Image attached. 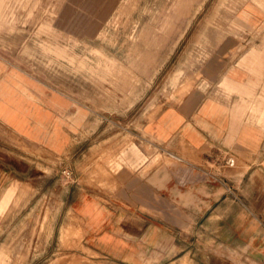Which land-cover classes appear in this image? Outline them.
<instances>
[{"label":"rangeland","instance_id":"obj_1","mask_svg":"<svg viewBox=\"0 0 264 264\" xmlns=\"http://www.w3.org/2000/svg\"><path fill=\"white\" fill-rule=\"evenodd\" d=\"M251 1L264 12V0H0V60L35 91L64 102L72 147L34 159L27 178L0 179V263L264 264L250 244H222L199 227L138 226L146 237L141 249L98 253L76 211L81 189L111 194L123 170L144 175L178 163L142 126L198 80L203 52L188 46L217 43L234 30L224 24ZM138 155L146 160L138 163ZM226 165L233 169L234 160Z\"/></svg>","mask_w":264,"mask_h":264},{"label":"crops","instance_id":"obj_2","mask_svg":"<svg viewBox=\"0 0 264 264\" xmlns=\"http://www.w3.org/2000/svg\"><path fill=\"white\" fill-rule=\"evenodd\" d=\"M230 26L239 33L233 30L221 34L217 43L188 46L203 52L195 68L198 80L142 126L178 163L144 175L123 170L111 194L81 189L76 211L93 251L109 254L117 248L131 255L146 239L139 226L172 232L199 227L212 231L204 237L218 236L219 243L235 247L247 243L257 254L264 253V12L247 2L224 31ZM35 89L28 77L0 60L3 182L27 178L33 175L34 159H50L52 153L61 157L72 148L64 102ZM137 157L138 163L146 160ZM227 159L234 160L233 169L222 166Z\"/></svg>","mask_w":264,"mask_h":264},{"label":"built area","instance_id":"obj_3","mask_svg":"<svg viewBox=\"0 0 264 264\" xmlns=\"http://www.w3.org/2000/svg\"><path fill=\"white\" fill-rule=\"evenodd\" d=\"M64 174H67V173L64 172Z\"/></svg>","mask_w":264,"mask_h":264}]
</instances>
